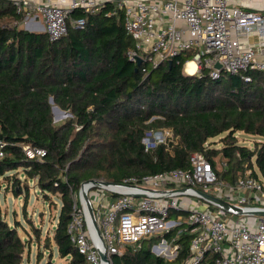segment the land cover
<instances>
[{"label": "trees", "instance_id": "trees-1", "mask_svg": "<svg viewBox=\"0 0 264 264\" xmlns=\"http://www.w3.org/2000/svg\"><path fill=\"white\" fill-rule=\"evenodd\" d=\"M108 9L93 14L74 10V17L86 19V27H71L67 35L51 41L46 33L23 28V16L13 3L0 0V138L9 143L0 160V176H13L11 188L20 195L21 180L10 172L23 167L42 192L61 193L54 240L69 264H86L67 231L71 188L78 190L83 181L104 177L121 182L189 169L196 151L206 155L221 179L232 183L247 167L257 178V168L264 172V141L250 147L237 137L238 131L264 137V72L252 71L249 82L225 73L218 79L188 74L184 63L190 53L172 64L138 66L129 59L135 43L123 13L107 15ZM51 99L73 117L56 124ZM165 128L173 131L175 141L145 151L142 139L147 131ZM216 137L221 147H216ZM21 144L42 146L48 154L44 161L27 159ZM217 158L226 167L219 169ZM160 237L145 240L139 249H126L117 262L187 264L191 234L178 237L174 260L152 251ZM25 248L18 227L0 211V264H21ZM214 263L211 253L201 262Z\"/></svg>", "mask_w": 264, "mask_h": 264}, {"label": "built area", "instance_id": "built-area-1", "mask_svg": "<svg viewBox=\"0 0 264 264\" xmlns=\"http://www.w3.org/2000/svg\"><path fill=\"white\" fill-rule=\"evenodd\" d=\"M10 1L22 14L25 28L44 32L51 41L67 35L71 27H86V19L74 17V10L93 14L109 6L107 15L123 13L125 29L135 43L128 55L135 63L141 57L142 64L156 68L190 53L184 63L188 74L218 79L225 73L249 82L252 71L264 72V0ZM190 61L195 63L193 71ZM172 141L174 133L167 128L147 131L142 139L145 151ZM8 144L0 138V160ZM21 147L30 160L44 161L48 154L42 146ZM71 197L67 231L86 264H119L116 258L126 249H139L159 235L161 241L152 251L164 257L173 247L178 255L177 239L185 232L191 234L187 264H201L208 253L215 256L214 264H264V181L252 169L232 183L221 179L206 155L196 151L189 169L131 176L121 182L90 179L78 190L71 188ZM184 197L191 200L181 205L178 200ZM175 229L174 236H165Z\"/></svg>", "mask_w": 264, "mask_h": 264}, {"label": "rangeland", "instance_id": "rangeland-1", "mask_svg": "<svg viewBox=\"0 0 264 264\" xmlns=\"http://www.w3.org/2000/svg\"><path fill=\"white\" fill-rule=\"evenodd\" d=\"M263 3H261L262 5ZM26 23L21 22L25 28ZM53 116L56 124L73 117L68 110H63L54 102L52 103ZM238 140L241 144L255 147L257 143L263 142L264 137L248 134L243 131L237 132ZM216 139V140H215ZM216 147H221L223 143L220 137H216ZM218 168L225 167V162L217 158ZM255 167V165H254ZM257 168V166H256ZM249 170L250 168L247 167ZM259 178L264 181V172L257 168ZM10 175H17L21 180V193L17 194L12 190V179L0 176V211L4 214L11 225L18 227V232L26 241V248L21 264H69V257H62L57 243L54 240L55 231L59 222V216L62 208L61 193H44L38 186L36 180L29 178L23 167L10 172ZM104 179V177H102ZM7 187H10L7 189ZM17 189H19L17 187ZM212 192V191H210ZM188 197L178 200L181 205L190 201ZM235 203L234 200H230ZM40 231V240L37 231ZM161 241H154L157 244ZM152 245V247H153ZM171 246V245H170ZM168 260H174L177 255L173 252V247L168 248L165 256Z\"/></svg>", "mask_w": 264, "mask_h": 264}, {"label": "water", "instance_id": "water-1", "mask_svg": "<svg viewBox=\"0 0 264 264\" xmlns=\"http://www.w3.org/2000/svg\"><path fill=\"white\" fill-rule=\"evenodd\" d=\"M25 29L28 30L27 28H25ZM28 31L34 32V33H44V32H40V31H32V30H28ZM142 61H143L142 58L141 57H138V59H137V65L140 66L142 64ZM172 63H173V61L172 60H169V64H172ZM216 67L217 68H221L222 65L219 62H217L216 63ZM51 102H53V99H51ZM204 194H205V196L207 198L213 199V200H215L216 202H219L222 205H226V206L228 205L227 202H225L224 200H222L220 198L214 197L213 195H210V194H207V193H204Z\"/></svg>", "mask_w": 264, "mask_h": 264}, {"label": "bare ground", "instance_id": "bare-ground-1", "mask_svg": "<svg viewBox=\"0 0 264 264\" xmlns=\"http://www.w3.org/2000/svg\"><path fill=\"white\" fill-rule=\"evenodd\" d=\"M188 67H189L190 71H193V69H195V63H194V61H190L188 63Z\"/></svg>", "mask_w": 264, "mask_h": 264}]
</instances>
